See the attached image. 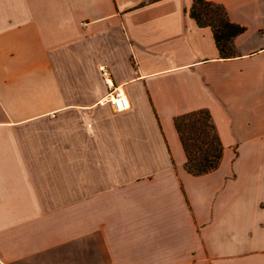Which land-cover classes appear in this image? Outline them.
I'll list each match as a JSON object with an SVG mask.
<instances>
[{"label":"crops","instance_id":"crops-1","mask_svg":"<svg viewBox=\"0 0 264 264\" xmlns=\"http://www.w3.org/2000/svg\"><path fill=\"white\" fill-rule=\"evenodd\" d=\"M207 1L228 58L194 0H0V264H264V0ZM198 110L224 156L195 177Z\"/></svg>","mask_w":264,"mask_h":264},{"label":"trees","instance_id":"trees-1","mask_svg":"<svg viewBox=\"0 0 264 264\" xmlns=\"http://www.w3.org/2000/svg\"><path fill=\"white\" fill-rule=\"evenodd\" d=\"M160 0H146V4ZM191 17L200 27H209L224 58L233 55L234 39L245 28L230 22L225 8L207 0H194ZM175 127L187 156L186 171L195 176H204L216 171L224 156L212 116L208 110H198L175 119Z\"/></svg>","mask_w":264,"mask_h":264},{"label":"built area","instance_id":"built-area-1","mask_svg":"<svg viewBox=\"0 0 264 264\" xmlns=\"http://www.w3.org/2000/svg\"><path fill=\"white\" fill-rule=\"evenodd\" d=\"M101 80L107 89V102L116 113H123L131 108L130 100L121 86L115 85L111 72L106 67L100 69Z\"/></svg>","mask_w":264,"mask_h":264}]
</instances>
